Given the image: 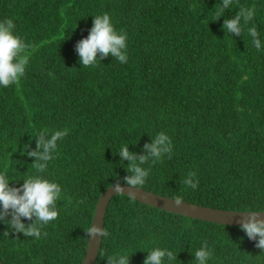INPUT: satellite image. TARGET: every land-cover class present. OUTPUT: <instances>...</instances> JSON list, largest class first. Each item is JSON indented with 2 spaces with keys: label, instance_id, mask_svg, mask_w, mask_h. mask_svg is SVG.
I'll use <instances>...</instances> for the list:
<instances>
[{
  "label": "trees",
  "instance_id": "trees-1",
  "mask_svg": "<svg viewBox=\"0 0 264 264\" xmlns=\"http://www.w3.org/2000/svg\"><path fill=\"white\" fill-rule=\"evenodd\" d=\"M221 2L0 0V21L13 19L15 33L30 45L24 77L0 87V173L10 186L33 174L25 145L35 149L45 128L69 129L42 174L62 188L59 218L40 239L0 221L3 264H81L98 196L130 175L121 146L142 154L161 131L172 139L173 153L151 165L144 189L216 208L264 210V0H234L218 20ZM252 6L247 27H257L260 50L247 27L241 36L223 29L224 19ZM105 12L127 33L128 61L109 56L85 68L75 46ZM192 171L196 190L181 183ZM103 227L110 236L101 239L95 264L122 252L132 254L130 264H143L154 247L176 253L171 264H196L194 252L204 241L213 250L208 264H264V250L240 226L123 194L110 200Z\"/></svg>",
  "mask_w": 264,
  "mask_h": 264
},
{
  "label": "clouds",
  "instance_id": "clouds-1",
  "mask_svg": "<svg viewBox=\"0 0 264 264\" xmlns=\"http://www.w3.org/2000/svg\"><path fill=\"white\" fill-rule=\"evenodd\" d=\"M234 0H222L218 20L225 10L231 9ZM255 7H241L232 18L223 21V29L232 36H241L245 27L254 19ZM243 22V24H242ZM13 19L6 18L0 21V87L7 88L17 84L26 73L29 56L26 54L30 45L23 37L15 33ZM253 46L260 50L262 47L259 32L255 25L247 27ZM127 33L124 29L117 31L112 23L111 16L105 12L94 16L93 25L86 38L77 42L75 50L79 56L81 66L95 67L97 62L106 57H113L120 63H127ZM69 134V129L50 131L45 128L36 137L35 149L28 150L30 145H25V154L34 158L31 164L33 171L19 187L10 186L11 181L7 175L0 173V221L6 223L11 231L23 233L25 237L40 239L47 237L42 229L50 222L59 218L57 202L62 199V188L59 183L44 178L49 161L55 159L58 141H62ZM173 142L170 136L161 131L151 138L150 143H145L142 154L129 150V144L122 145L118 155L121 161H128L124 183L128 188L139 190L144 187L151 173V165L162 162L164 156L171 158ZM151 164L145 168V164ZM186 188L196 190L199 185L197 173L192 171L181 181ZM116 194L125 193V187L119 182L113 186ZM130 196L134 195L129 193ZM70 199V198H69ZM177 206L183 203V198L177 196L173 199ZM79 203H84L83 200ZM244 214L240 227L250 240L256 241L255 246L264 250V218L260 214L264 210L247 209L240 211ZM11 219H8V217ZM22 218L31 221L25 224ZM88 239L100 237L106 239L110 236L105 227L90 224L85 230ZM9 235L8 231L3 233ZM148 255L143 264H171L178 260L177 254L168 248L154 247L147 250ZM103 255V253H101ZM132 255V254H131ZM131 255L126 252L107 256V264H130ZM196 264H208L213 257V250L208 247L207 241L194 252Z\"/></svg>",
  "mask_w": 264,
  "mask_h": 264
},
{
  "label": "water",
  "instance_id": "water-1",
  "mask_svg": "<svg viewBox=\"0 0 264 264\" xmlns=\"http://www.w3.org/2000/svg\"><path fill=\"white\" fill-rule=\"evenodd\" d=\"M116 183L109 185L98 196L91 224L94 223L101 227L104 226V217L107 206L112 197L118 195L113 190V186ZM119 183L122 187H125V193L121 194L127 195L143 204H147L172 213H177L203 221L236 226H240L241 221L244 218V214L240 213V211L242 210L216 208L193 202H188L185 200H183V203L180 206H177L173 201V197L158 194L153 191L146 190L144 188H141L139 190L131 189L128 188L125 183ZM129 193H132L134 195L130 196ZM260 218H264V213L260 214ZM101 239L102 238L97 237L95 239L87 240L86 249L81 264H95L101 245ZM0 264H3L1 258Z\"/></svg>",
  "mask_w": 264,
  "mask_h": 264
}]
</instances>
